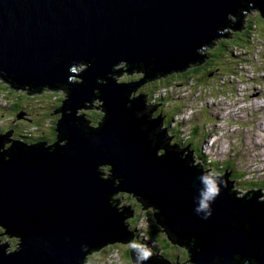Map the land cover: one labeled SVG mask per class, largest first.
I'll return each instance as SVG.
<instances>
[{
  "label": "water",
  "instance_id": "water-1",
  "mask_svg": "<svg viewBox=\"0 0 264 264\" xmlns=\"http://www.w3.org/2000/svg\"><path fill=\"white\" fill-rule=\"evenodd\" d=\"M248 8L264 17V0H0V78L26 94H67L55 143L0 134V227L18 235L16 251L0 247V264H85L127 245L135 214L114 201L120 194L154 209L161 232L192 264H264L262 190L241 198L232 173L223 175L228 188L213 217L199 219L195 177L212 169L195 166L189 147L171 145L165 118L153 116L158 107L133 96L144 82L205 62L204 49L240 30ZM231 16L239 18L232 25ZM74 61H84L81 71H69ZM123 64L143 72L142 82H119ZM94 101L104 114L97 127L80 112ZM147 264L181 263L152 255Z\"/></svg>",
  "mask_w": 264,
  "mask_h": 264
},
{
  "label": "rangeland",
  "instance_id": "rangeland-1",
  "mask_svg": "<svg viewBox=\"0 0 264 264\" xmlns=\"http://www.w3.org/2000/svg\"><path fill=\"white\" fill-rule=\"evenodd\" d=\"M257 14L263 17L259 11L252 9V13H251L252 19L257 18ZM247 17L248 16H246V19ZM233 18L235 19L234 16L230 17L231 25L233 24ZM263 22L258 23V26L262 25L261 23ZM246 26H247V22L245 25L242 26L240 31H243ZM258 50H260V48ZM263 51H264V46H261V52ZM125 66H126L125 64L122 65V68L120 71L122 72V74L116 75L117 76L116 78L118 79L119 82H122V83L142 82V80L144 79V76L141 75L140 72H137L135 74L134 72L129 71L130 67L125 68ZM259 76L262 77L263 75L260 73ZM246 77L250 79L243 80L240 84L238 83L237 93L225 92L224 93L225 98H223V95H221V97L218 99H215L216 97L212 99L211 98L212 96H209L208 92H206V90L204 89L206 86L200 88L199 84H197L195 80H193L191 84L184 86L185 88L173 89L172 95L178 96V99H176L175 102L184 103V107L181 108L182 112L175 115V117H181L185 115L183 117L184 122L181 121L183 122L184 126H191L193 121L197 123L198 120H201L202 124L200 125L205 126L206 130L212 127L208 124L214 122L215 119H217L219 124L216 125L218 127H215V128L219 129L222 135H226V134H229L230 132H236L237 131L236 124H238L240 121H244L245 117L249 116L250 111L255 109L254 113L258 115L259 113L257 110L260 109L261 111L260 112L261 117L259 121L260 124L256 126L258 130L255 135H257L260 138L261 147L257 151H255L250 147L249 143L246 145L245 141H243L242 142L243 147L245 149H249L250 151H247L246 155L240 156L238 160L235 158H233L232 160L233 161L236 160L237 167L241 168L243 166L248 165V163L250 162L249 158L251 160L259 159L262 161L261 169L264 170V108H262L261 110V107L264 106V100L263 101L261 100L262 97H264V78L261 80L260 84H257L253 81V79H251V77H253L252 74L247 73ZM76 80L80 81L81 79L72 78V82H75ZM156 80H153V81H156ZM153 81L142 83L137 88V91L134 93L133 96L136 97L138 96V94L143 95L142 92H143L144 86L146 87L145 91L151 90L153 87L156 86V84ZM3 85L5 87H2ZM8 85L10 84H8L7 82L4 83L2 82V80H0V134H9V135L12 134L10 137H8L9 139L8 141L17 140V141H21L22 143L24 142L35 143L33 139L34 138L39 139L38 137H41V136L50 138V141L48 142H50L51 144L57 141L56 140L57 136H55V134L57 133L55 132V130H53V128L55 129L58 122L60 121V118H61L60 109L64 105L63 102L67 99V94L64 95V91H61V90L58 92L46 91V92H42L41 94H37V93L26 94L25 92L21 90H16V89L15 90L12 89V93H10L9 92L10 89L8 88ZM19 96L21 97L19 98ZM181 98H184V99L180 100ZM16 100H18L21 107H19L18 109L10 108V106L13 105L16 102ZM218 101L226 102L225 103L226 107H228L227 104H231L228 108L233 109V110L235 109L238 112V115L240 117H238V115L233 114L230 116V118H228L227 116L229 115L226 116L225 114H223L222 116H220L219 114L215 113L213 111V107L209 105L213 104L214 102H218ZM233 103L236 104V106H234ZM256 107H257V110H256ZM86 108H90V104H88ZM98 108H101V101H94V110H80L81 116H85L88 119V121L91 122L90 124L91 126H97V124H95L96 119H98L100 115L103 114L102 109H98ZM150 108L154 109V107L151 106V104H150ZM241 110H243L244 112L241 113L240 112ZM23 111H24V114L22 113ZM15 113L19 114V116L16 117V118H20L18 119V122L23 121V122H20L22 124L21 127H19L20 124L16 128L13 127L14 125L17 124V122H15L16 118L14 117ZM187 114H191L192 117L189 119ZM11 117H13L15 120H13V118ZM224 121H228V122H224ZM34 122H36L35 124L37 127H40V130H36L32 127ZM227 123H231V125H228ZM11 128H14V129H11ZM215 128L207 131L210 134L209 135L210 136L209 139H211L210 141L214 139V135L212 134L215 131ZM52 130L54 131V134ZM23 134L25 135V137H21ZM243 140L245 139L243 138ZM9 146L10 144H7V147ZM239 147H240L239 140H237L235 143L233 142V139H231L228 143H224V145L221 146L220 148L221 153L215 152V146H211V151H209L208 149L206 151L210 153L209 156L220 160L222 156L226 155L228 150H230V155H237L239 151ZM207 167H210V166H207ZM106 169L110 171L112 170V168L108 167V168L102 169L104 172V175L107 177V176H110V173L106 172L105 171ZM211 169L218 171L222 175L227 173V172L224 173L222 171L223 167L221 164H218L217 166L212 167ZM251 172H252L251 169L247 172L246 174L247 179L252 178L250 176ZM261 181L264 182V178H262ZM241 183L242 182H239V184H235L234 187L242 189ZM248 187L250 188L251 186H248ZM245 189L246 188L242 189V191H244ZM239 193L243 195L242 192H239ZM120 195H117V196H120ZM131 198H132L131 201H127V203L122 202V204H127L128 207L133 206V207H130V209L132 208L134 209L136 204L140 205V203L139 201L134 199L132 196ZM116 200H118V197L116 198ZM141 208L142 207L137 209L138 212L139 210H141ZM145 212L147 214L150 213L153 215L156 213V211H154V209L152 208L147 209L146 211L143 212V214H145ZM143 214L140 215V218H138L136 215L135 218L132 219L133 221L132 224L134 223L136 227L134 230L135 234H136V230L139 231L141 234L143 233L142 229H146V225L150 226L151 218L149 220L146 217V215H143ZM153 219L155 220L154 216H153ZM1 228L2 227H0V247L3 245L6 246L8 253L16 251L18 240L15 238H10L6 234L5 230ZM161 235L167 236L165 232L164 233L162 232ZM147 245L152 246L149 242ZM119 246L121 247L122 251L116 250L114 252H111L107 257L102 255L103 253L92 254L90 255L91 257L90 261L88 260L85 264H125L123 260L122 252L125 253L127 250H130V249L128 248L127 245L120 244ZM181 249H176L174 252H172V255L169 253L170 254L169 258L174 260V262L172 263L180 262L181 264H192L188 259L184 260L183 258L184 255L182 256L181 252H179ZM103 258H104V261H100ZM126 264H129V262Z\"/></svg>",
  "mask_w": 264,
  "mask_h": 264
},
{
  "label": "trees",
  "instance_id": "trees-1",
  "mask_svg": "<svg viewBox=\"0 0 264 264\" xmlns=\"http://www.w3.org/2000/svg\"><path fill=\"white\" fill-rule=\"evenodd\" d=\"M251 13H252V10L249 9L247 11H244L242 16L240 17L242 21V26L245 25L247 22V26L245 27L243 31H240L241 29L235 30L233 28H229L223 33V34H227L228 38L221 37L219 39H216L214 42H212L209 46H207L204 49L203 53L208 58L205 60V62L191 66L184 73L172 74V75H169L168 77H159L156 81H153L156 84V86L153 87L149 91L147 90L145 91L146 87L145 86L143 87L142 94L146 96L147 98V102H148L147 105L149 106L151 104V106L153 107L155 106L158 107L156 113L153 115L154 118L160 115L166 118L165 128L168 130L169 136L174 138L171 145L178 144L180 145L181 149H186L189 147V151H192L194 153L195 166H198L196 162L207 163L208 165L206 166H210V167H215L220 163L219 162H212V163L209 162L207 159V156L203 153V149H202L203 143L202 142L207 138L208 132L205 126L200 125V121L197 123H192L190 127L191 138L187 139L185 142L183 141L181 137L182 136L181 129L184 126L183 123L178 124L179 121H177L175 124L173 123L175 122V119H176L175 115L182 112L181 108L184 107V103L175 102V99L172 97L171 92L173 89H176V88H185L184 86L191 84L192 81L195 80V82L199 84L201 88L206 86L204 89L206 90V92H208V95L212 96L211 98H213V97L222 95L225 92H228V93L235 92V89H237V83L242 82L243 80L247 79L246 78L247 73L252 74L253 79L256 80L257 84H260L262 78H260L259 75L260 73L262 75L264 74L263 73L264 64L261 63L260 61L264 60V55H261L259 53L256 58L254 56L256 55L255 53L258 47L261 44H264V22H263L264 18L257 14V18L252 19ZM246 16H248L247 19H246ZM238 19L239 18L237 17L235 19L233 18V24L237 22ZM260 22H263V23H261L262 25L258 26V23ZM244 67L245 68L247 67L246 68L247 70ZM125 68H129V66L126 65ZM137 72L139 71H134L135 74ZM140 74L143 75V72H140ZM0 80L6 83L4 78H0ZM2 87H5V86L3 85ZM8 88L10 89L9 91L10 93H12V89L15 90L13 86L11 85H8ZM27 90L29 91V93H33V94L35 93L41 94L43 92V90L41 92H38V90H30V89H27ZM49 90H53V89H49ZM228 90H231V91H228ZM55 91L58 92L60 91V89H56ZM61 91H65V90L62 89ZM20 97L21 96H19V98ZM183 99L184 98H181L180 100H183ZM19 107H21V105L18 102V100H16V102L10 106V108H17V109ZM22 113L24 114V111ZM18 116L19 114L15 113L14 117L16 118ZM103 116L104 115L101 114L100 117L96 119L95 124H97V126L102 121ZM250 117H255V113L253 110L250 111ZM18 119L19 118H16L15 120L13 118V120L17 122V124L13 126L14 128L18 127L19 124H20L19 127H21L22 125L20 122H23V121L18 122ZM36 122L33 123L32 127L36 130H40V127L36 126L35 124ZM242 125L243 124H241V126ZM14 128H11V129H14ZM53 130L55 129L53 128ZM53 134H54V131H53ZM55 136H57V134H55ZM21 137H25V135L23 134ZM38 138L39 139H36V138L33 139L35 143L46 142L48 144H51L50 142H48L50 141V138H47L44 136H41ZM24 143H27L29 145L33 144V142H24ZM222 167H223L222 171L224 173L226 172V169H228L229 172L232 173L231 181L234 182V185L239 184L240 179H238L239 178L238 174L240 172H238V168H236L235 163L228 160L223 163ZM204 170L206 171L207 168H204ZM105 171L109 172L107 169ZM241 185H242V189L246 188L244 190L245 192L249 191L250 189H261L264 192V182L263 181L255 182L254 185H246L244 181L241 183ZM248 186H251V187L249 188ZM237 189L238 188H235L234 191H236ZM243 197L244 196H242L241 198ZM115 199L116 198L114 197V201L116 202ZM131 200L132 198L129 195L121 194L118 197V201L121 202V205H127V204H122V202L127 203V201H131ZM130 207H128V209ZM137 209L135 207L134 210L132 211H134L135 216L137 215V217L140 218V215L143 214V211L141 209L138 212ZM143 215H146V217L149 220L151 218L150 226L146 225V229H142L143 233L141 234L139 231L136 230V235L134 236V238L136 237L135 238L136 240L143 242L145 244H148L149 242L152 245L150 247L154 254L158 255L159 257L167 261L174 262L173 259L169 258V255L170 254L172 255V252H174L176 249H181V247L179 246L176 247L172 245L171 241L168 240L167 236L161 235L162 234L161 228L156 223V220L153 219V216H154L153 214H150V213L147 214L145 212V214ZM135 228L136 227L134 223L132 225L130 224V229L132 232H134ZM151 242L154 244H152ZM114 250L122 251L121 247L117 245L114 247H109L106 250L104 249L101 253H103L102 255L107 257L111 252H114ZM179 252H181L182 256L184 255L183 256L184 260H187V259L189 260V254L184 248H182ZM122 256H123V260L125 264L128 263L131 260L130 250L129 252L128 251H126L125 253L122 252ZM104 258L101 259L100 261H104ZM90 259L91 257H88L87 260L90 261Z\"/></svg>",
  "mask_w": 264,
  "mask_h": 264
},
{
  "label": "built area",
  "instance_id": "built-area-1",
  "mask_svg": "<svg viewBox=\"0 0 264 264\" xmlns=\"http://www.w3.org/2000/svg\"><path fill=\"white\" fill-rule=\"evenodd\" d=\"M261 46H264V44H261L259 47H258V49L260 48V50H256V55L254 56L255 58L257 57V55L260 53L261 55H264V51L263 52H261ZM261 63H263L264 64V60H262V61H260ZM245 68V67H244ZM247 68V67H246ZM245 68V69H246ZM247 70V69H246ZM264 73V72H263ZM247 78V77H246ZM260 78H264V74H263V76L262 77H260ZM247 79H250V78H247ZM246 79V80H247ZM251 79H253V77H251ZM253 81L255 82V83H257L256 82V80L255 79H253ZM241 82H239V84H240ZM237 85H238V83H237ZM201 88V87H200ZM238 88V87H237ZM228 89H230V88H228ZM231 89H233V88H231ZM228 91H231V90H228ZM235 93H237V89H235ZM171 94H172V92H171ZM223 95V98H225V96H224V94H222ZM172 97L176 100V99H178V96H175V95H172ZM221 97V95H219L218 97H213L212 99H218V98H220ZM262 101L264 100V97H262V99H261ZM225 103L226 102H223V101H218V102H214L213 104H210L209 106H212L213 107V111L215 112V113H217V114H219L220 116H222L223 114H225L226 116L227 115H229V116H227L228 118H230V116L231 115H233V114H235V115H238V112L234 109H227L231 104H227L228 105V107H226L225 106ZM214 105V106H213ZM233 105L234 106H236V104H234L233 103ZM233 106V107H234ZM264 106H262L261 107V110H262V108H263ZM260 108V107H259ZM233 110V111H232ZM255 110V109H254ZM253 110V111H254ZM256 110H257V107H256ZM226 111V112H228V113H230V114H228V113H224V112ZM258 111V115L257 114H255V117H250V113H249V116L248 117H245V120L244 121H240L238 124H236V128H237V131L236 132H230L229 134H226V135H222L221 134V132H220V130L219 129H216L215 127H218V126H216V125H218L219 124V122H218V120L217 119H215V121L214 122H212V123H210V124H208V125H210V126H212V127H210L209 129H207V131L208 130H212L213 128H215V131L213 132V134L212 135H214V139H212V141H210L211 139H209V133H208V136H207V138L204 140V142H203V147H202V149H203V153L207 156V159H208V161L209 162H219L221 165H223V163L224 162H226V161H228V160H230V161H232L233 163H235V165H236V168H238V172H240L238 175H239V178L238 179H240V181L239 182H244L245 181V183H246V185H254V183L255 182H260L261 181V179L262 178H264V170H262L261 169V160H259V159H254V160H251L250 158H249V160H250V162L248 163V165H246V166H243V167H241V168H239V167H237V164H236V160L235 161H233L232 159L233 158H235V159H239L240 158V156H242V155H246L247 154V151H250L249 149H245L244 147H243V141H245V143H246V145L249 143L250 144V147L253 149V150H255V151H257L260 147H261V144H260V138L257 136V135H255L256 134V132H257V128H256V126H258V124H260V117H261V115H260V110H257ZM204 112V111H203ZM241 113H243L244 111L243 110H241L240 111ZM232 113V114H231ZM185 115H183V116H181V117H176V119H175V122L173 123V124H175L177 121H179V123L178 124H180V123H183L184 121H183V117H184ZM187 116L189 117V119L192 117V115L191 114H187ZM238 117H240L239 115H238ZM181 121H183V122H181ZM200 121V124H202V121L201 120H198V122ZM229 121V120H228ZM228 121H224V122H228ZM193 123H195L194 121H193ZM228 125H231V123H227ZM241 124H243L242 126H241ZM190 127L191 126H183L182 127V129H181V132H182V139H183V141L185 142L187 139H190L191 138V134H190ZM243 138L245 139V140H243ZM231 139H233V142H235L236 143V141L237 140H239V144H240V147H239V151H238V154L237 155H230V150H228L227 151V153H226V155H224V156H222L221 157V159L220 160H218V159H216V158H214V157H211V156H209V152L208 151H206L207 149L209 150V151H211V146H215V152H220L221 153V150H220V148H221V146L222 145H224V143H228ZM209 145V146H208ZM234 146V145H233ZM205 147H206V149H205ZM250 157V156H249ZM200 164H202V165H204V166H206V165H208L207 163H200ZM207 167V166H206ZM208 168H212V167H208ZM252 170V172L250 173V176L252 177V178H250V179H247L246 178V174H247V172L249 171V170ZM226 172L228 173L229 172V170L228 169H226ZM256 173H258L259 174V176L260 177H258L257 175H256ZM239 192H242V194H245V193H247V192H249V191H255V190H258V189H250L249 191H247V192H245V191H242L240 188H238L237 189ZM114 251H116V250H114Z\"/></svg>",
  "mask_w": 264,
  "mask_h": 264
},
{
  "label": "clouds",
  "instance_id": "clouds-1",
  "mask_svg": "<svg viewBox=\"0 0 264 264\" xmlns=\"http://www.w3.org/2000/svg\"><path fill=\"white\" fill-rule=\"evenodd\" d=\"M198 51H200V49H198ZM58 60L59 58L57 57L54 62H57ZM120 62L123 63L124 61ZM83 64L84 61H74L69 66V71L79 72L82 70L80 66ZM69 79L71 80L72 77L70 76ZM195 179L199 183V188L197 189L196 196L193 198V213L199 219L207 221L213 217L212 206L215 203L217 197L221 194V191L228 188V184L220 175V173L214 169L206 172H201L197 177H195ZM259 190H255V192ZM247 193L243 194L242 196L247 195ZM127 246L132 250L131 264H147L149 258L153 255L151 247L149 245L136 239H129L127 241ZM257 254L264 256V247H261L258 250ZM219 260V257H214L212 259V264H218Z\"/></svg>",
  "mask_w": 264,
  "mask_h": 264
},
{
  "label": "bare ground",
  "instance_id": "bare-ground-1",
  "mask_svg": "<svg viewBox=\"0 0 264 264\" xmlns=\"http://www.w3.org/2000/svg\"><path fill=\"white\" fill-rule=\"evenodd\" d=\"M249 9H250V8L246 9L245 11H247V10H249ZM250 10H252V9H250ZM202 53H203V52H202ZM203 54H204V53H203ZM126 74H127V73H126ZM11 86H12V85H11ZM13 88L15 89L14 86H13ZM16 89H17V88H16ZM263 108H264V107H263ZM227 109H229V108H227ZM259 110H260V109H259ZM60 113H61L60 116L62 117V115H63V109H62V108L60 109ZM103 115H104V114H103ZM103 118H104V116H103ZM96 127H97V126H96ZM16 141H17V140H16ZM109 168H110V167H109ZM257 176L260 177L258 173H257ZM138 201H139V200H138ZM118 206H121V202H120V201H119ZM154 217H155V216H154ZM155 220L157 221V217H155ZM1 229H2V228H1ZM4 233H5V232H4ZM6 234H7V233H6ZM135 235H136V234H135V232H134V236H135ZM8 236H9L10 238H17V239H18V235H8ZM135 238H136V237H135ZM1 247H6V246L3 245V246H1ZM152 253H153V252H152ZM153 255H154V256H157V255L154 254V253H153ZM87 261H88V260H86V262H87Z\"/></svg>",
  "mask_w": 264,
  "mask_h": 264
},
{
  "label": "flooded vegetation",
  "instance_id": "flooded-vegetation-1",
  "mask_svg": "<svg viewBox=\"0 0 264 264\" xmlns=\"http://www.w3.org/2000/svg\"><path fill=\"white\" fill-rule=\"evenodd\" d=\"M164 118H165V117H164ZM164 122H166V118H165ZM12 139H14V138H12ZM117 197H119V196H117ZM131 207H133V206H131ZM135 207H136V209H137V208H140L141 205L136 204ZM132 210H134V209L132 208ZM135 211H136V210H135ZM132 219H133V218H131V219L129 220L131 225H132V222H133ZM129 259H130V258H129ZM129 264H131V260L129 261Z\"/></svg>",
  "mask_w": 264,
  "mask_h": 264
}]
</instances>
